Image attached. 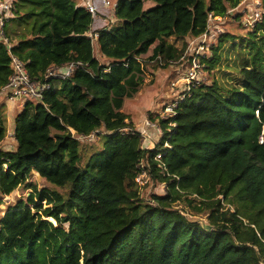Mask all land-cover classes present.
<instances>
[{
  "label": "trees",
  "instance_id": "16d2710c",
  "mask_svg": "<svg viewBox=\"0 0 264 264\" xmlns=\"http://www.w3.org/2000/svg\"><path fill=\"white\" fill-rule=\"evenodd\" d=\"M148 1L157 6L144 10ZM244 1L118 0L116 22L99 32L101 60L91 15L75 0L15 2L0 37V91L9 51L38 80L53 65L84 66L26 103L17 147L0 148V194L30 191L0 218V264L264 263V12L246 37L223 33L210 48L203 64L222 74L193 89L173 131L159 121L170 148L164 138L162 149H145L124 112L145 86L144 55L153 49L152 61L175 66L210 15L231 18ZM92 136L100 144L88 149ZM7 137L0 105V145ZM143 162L166 188L150 200L136 181ZM34 175L53 188L40 190ZM200 214L211 231L190 219Z\"/></svg>",
  "mask_w": 264,
  "mask_h": 264
},
{
  "label": "rangeland",
  "instance_id": "374dc122",
  "mask_svg": "<svg viewBox=\"0 0 264 264\" xmlns=\"http://www.w3.org/2000/svg\"><path fill=\"white\" fill-rule=\"evenodd\" d=\"M75 2L78 4H82V0H75ZM156 6L157 3H155L154 1H148L144 5V10H150ZM263 10V0H245L237 9L232 10L230 12L231 18H213L214 22H212V25H214V29L219 28L222 31V34L232 33L237 36L246 37L249 34L253 24L256 21L261 20V15L264 12ZM218 39L215 41V43L213 42V46H217ZM170 42L175 43L176 46H179V48L185 46L182 41H177L175 38H172ZM94 48L95 54L99 57L100 54L98 53V47L96 42L94 44ZM152 55L153 49H151V51L147 55H144L142 57V60L144 62H148L147 78L143 90L140 92L137 98L127 101L124 109V112L130 118L129 122L133 124V128H135V130H137L138 132L142 130L145 120H149L152 124L159 127H161L159 121L167 120L166 118H164L163 110L165 106H167V104L173 102L178 98V95L181 92V81H183L184 79L183 73L187 66V63L185 66H183V64L181 63L176 64L173 67L167 66L165 64L163 66H160L156 64V62L151 60ZM99 59H101V57H99ZM221 64V69H226V62L222 61ZM227 71L229 70L227 69ZM203 74L206 82L210 84L213 82L214 79H217L222 74V71H220V67L213 68L210 64H208L205 65V67L203 68ZM174 82H176L177 84L175 88L173 86ZM4 101L6 102L5 99L2 102ZM23 107L24 106L19 103V108H17V110L21 109L22 111ZM19 113H17L16 116H18ZM13 118L14 114H9V120L7 121V126L9 129L8 137L6 138V141H4V145H0V147L6 149H13L15 138L14 136L10 135V131L13 129L14 126ZM148 136L150 138L146 139L149 140L147 141L148 145H146L147 150L156 151L162 149L160 145L162 143L163 138L157 134L155 129H149ZM85 143L86 147L89 146V149L91 145L96 146L100 144V141L92 136L90 137V140L85 141ZM159 154H161V152H159ZM148 175L146 178L147 181L143 179V177L139 178L138 180L142 188V197L146 200H150L153 194H163L166 190L165 185L163 183L154 180L149 173ZM31 181L35 182L40 190L45 188H53L38 175H34ZM29 192L30 191L25 188H20L9 197H4L0 194V218L4 215L9 206L15 205L19 200H27L30 195ZM43 204L45 207H47L46 202H44ZM179 206L181 209L190 212L188 207L184 206V204L180 203ZM227 206L229 207V205ZM232 211H234L233 207ZM190 219H192V221H199L203 224L209 225L208 216L203 214H200L197 217H191Z\"/></svg>",
  "mask_w": 264,
  "mask_h": 264
},
{
  "label": "built area",
  "instance_id": "2783aa9c",
  "mask_svg": "<svg viewBox=\"0 0 264 264\" xmlns=\"http://www.w3.org/2000/svg\"><path fill=\"white\" fill-rule=\"evenodd\" d=\"M16 1L17 0H0V37H3V28L6 21L12 17V9ZM79 5L84 7L91 15L92 25L88 35L92 39L94 46L95 42L97 44L99 32L110 28L111 23L116 22L118 0H82V4ZM213 18V15H210L209 25L204 34L188 40L184 56L181 60L179 62L170 63L174 65L183 64L185 61L187 63L183 73L184 79L181 81V92L178 98L167 104L163 110L164 118L170 120L168 127V132L170 133L176 126L172 119L177 116L179 106L191 96L194 88L202 86L206 82L203 74V68L205 67L203 59L212 54L210 48L222 35V31L219 28L214 29V25H212V22H214ZM172 44L176 46L175 43ZM176 47L179 48V46ZM8 48L10 49V46H8ZM9 53L11 57L12 75L8 83L0 91V96L6 98L10 103H21L23 106L28 102H42L46 91L50 90L52 87H56L60 81L72 78L76 71L84 66L81 62L75 61L61 66L53 65L45 73L44 80H38L30 75L25 63L12 54L11 51H9ZM94 55L98 60L99 57L95 54V50ZM173 86L174 88L177 86L176 82L173 83ZM151 128L155 129L163 140L165 138L164 147L170 148V142L166 139L164 130L152 124L149 120H145L142 130H140V134L143 137V147L146 149V145H148L147 141L149 140L146 139L150 138L148 136V131ZM263 141L264 138L261 139V142ZM161 155L162 154L157 155L156 160L161 159ZM148 173L146 162L141 163V172L136 179L139 186V178L143 177V179L146 180Z\"/></svg>",
  "mask_w": 264,
  "mask_h": 264
},
{
  "label": "crops",
  "instance_id": "0c3cea01",
  "mask_svg": "<svg viewBox=\"0 0 264 264\" xmlns=\"http://www.w3.org/2000/svg\"><path fill=\"white\" fill-rule=\"evenodd\" d=\"M98 60H101V59H98ZM6 100V102H2L3 100ZM0 105H5V114H6V118H7V121L9 120V114H14V118H13V129L10 131V135L11 136H14L15 135V119H16V114L19 113L21 111V109L17 110V108H19V103L18 104H13V103H10L7 101L6 98L0 96ZM7 106V108H6ZM11 122H12V117H11ZM9 131V129H8ZM12 132V133H11ZM6 141V140H5ZM5 142H3L1 145L3 146ZM0 148H3V147H0ZM16 148V141L14 139V146H13V149H6V148H3L4 150L6 151H13L15 150Z\"/></svg>",
  "mask_w": 264,
  "mask_h": 264
},
{
  "label": "water",
  "instance_id": "95a60500",
  "mask_svg": "<svg viewBox=\"0 0 264 264\" xmlns=\"http://www.w3.org/2000/svg\"><path fill=\"white\" fill-rule=\"evenodd\" d=\"M199 222V221H198ZM202 227L207 230V231H211L212 230V227L210 225H207V224H203L202 222H199Z\"/></svg>",
  "mask_w": 264,
  "mask_h": 264
}]
</instances>
